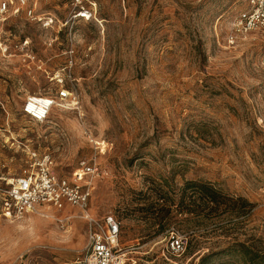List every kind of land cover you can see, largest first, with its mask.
I'll return each mask as SVG.
<instances>
[{
    "label": "rangeland",
    "instance_id": "obj_1",
    "mask_svg": "<svg viewBox=\"0 0 264 264\" xmlns=\"http://www.w3.org/2000/svg\"><path fill=\"white\" fill-rule=\"evenodd\" d=\"M82 1L89 20L72 18L75 0H0V178L20 174L32 152L49 154L63 176L96 155L108 174L94 180L89 210L120 221L124 264H199L207 254L203 264H245L235 242L264 254V36L226 39L244 0ZM59 77L78 107L59 105L43 123L24 115L26 97L54 95ZM185 180L253 205L219 222L174 212L167 229L149 226L139 192L171 198ZM54 214L71 219L0 210V264L80 255L79 210ZM171 232L185 245L178 255L167 249Z\"/></svg>",
    "mask_w": 264,
    "mask_h": 264
},
{
    "label": "built area",
    "instance_id": "obj_2",
    "mask_svg": "<svg viewBox=\"0 0 264 264\" xmlns=\"http://www.w3.org/2000/svg\"><path fill=\"white\" fill-rule=\"evenodd\" d=\"M75 2L72 18L89 20L93 17L92 7L85 5L82 0ZM244 2V8L229 22L226 39L230 43L239 42L255 33L264 36V0ZM21 4H24V0H21ZM7 5L4 2L0 11H5ZM28 14L32 15L31 9ZM56 82L58 87L54 95H28L21 107L22 113L35 122L43 123L59 105L77 108V90L65 86L62 77L57 78ZM52 164L49 154L38 157L32 152L28 166L20 174L10 179L1 177L0 180L5 182V185H0L1 215L6 219L19 220L30 213L64 222L71 216H56L54 212H64L66 206L76 208L79 217L85 221L87 241L80 255L60 264H124L125 253L120 252L119 246L120 221L113 214L97 217L89 210L92 184L95 179L106 176L108 170L96 160V155L80 158L69 176L55 173ZM167 249L172 255L185 250L184 242L177 232L170 233Z\"/></svg>",
    "mask_w": 264,
    "mask_h": 264
},
{
    "label": "trees",
    "instance_id": "obj_3",
    "mask_svg": "<svg viewBox=\"0 0 264 264\" xmlns=\"http://www.w3.org/2000/svg\"><path fill=\"white\" fill-rule=\"evenodd\" d=\"M143 205L137 206L136 211L146 215V223L149 226L158 225L159 228L169 227L171 213L180 216H192L197 220H217L233 218L244 215L252 203L242 196H231L215 186L210 181L185 180L182 186L177 188L176 196L169 197L167 192H162L155 197L142 193ZM174 218V215L172 216ZM184 219L181 218V220ZM177 220L180 221V218ZM156 234V233H155ZM240 260L245 264H264V254L254 251L245 242H235L231 246ZM210 254L200 257L203 264Z\"/></svg>",
    "mask_w": 264,
    "mask_h": 264
}]
</instances>
